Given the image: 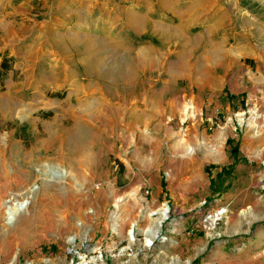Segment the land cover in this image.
I'll return each instance as SVG.
<instances>
[{
  "label": "rangeland",
  "instance_id": "obj_1",
  "mask_svg": "<svg viewBox=\"0 0 264 264\" xmlns=\"http://www.w3.org/2000/svg\"><path fill=\"white\" fill-rule=\"evenodd\" d=\"M89 1L99 89L0 68V264H264V0Z\"/></svg>",
  "mask_w": 264,
  "mask_h": 264
},
{
  "label": "crops",
  "instance_id": "obj_2",
  "mask_svg": "<svg viewBox=\"0 0 264 264\" xmlns=\"http://www.w3.org/2000/svg\"><path fill=\"white\" fill-rule=\"evenodd\" d=\"M4 59L7 70L1 68ZM0 68L9 77L38 69L39 87L73 94L99 89V2L0 0Z\"/></svg>",
  "mask_w": 264,
  "mask_h": 264
},
{
  "label": "bare ground",
  "instance_id": "obj_3",
  "mask_svg": "<svg viewBox=\"0 0 264 264\" xmlns=\"http://www.w3.org/2000/svg\"><path fill=\"white\" fill-rule=\"evenodd\" d=\"M186 64V63H185ZM188 72V71H187ZM77 88V87H76ZM79 88V87H78ZM172 104V103H171ZM173 105V104H172ZM19 107H24V105L23 104H21V103H18V102H1V100H0V109L1 110H3V111H5V113H6V116H11L12 114H13V112L14 111H16V110H18V108ZM171 107V106H170ZM25 109V108H24ZM28 109V108H27ZM192 109V108H191ZM184 111H185V113L186 112H188V106H186V107H184ZM140 121V120H139ZM127 126L128 125H126V126H120V125H118V127H117V130L118 131H121V132H125V129L127 128ZM74 131V133H70V135L68 136V138H70V140H71V142H72V144H73V146H74V151H77L78 150V148L81 146V144H83L84 143V137L80 134V129H79V127L78 126H76L75 127V129L73 130ZM218 145H216V147H215V153H218V154H220V150H221V145H219V143H217ZM214 152L212 153V154H209L208 156H206V157H204V158H206V159H209V158H215V159H217L219 156L218 155H214L215 154ZM70 154V153H69ZM218 161H219V159H218ZM54 175L55 176H58L59 175V173L58 172H55L54 173ZM24 195V194H23ZM15 198V197H14ZM15 211H14V213H15V215H17V214H19L20 213V208H19V206H18V204H16V206H15ZM223 214V213H222ZM221 214V212H219V214L217 215V217L219 216V215H222ZM151 216H153L154 214H150ZM160 215H161V218H159L156 222H155V224L153 225V226H151L150 227V238L151 239H155V238H157L158 237V235H159V233L161 232L160 230H161V226H162V223H163V221H164V219H165V213L163 212V210H160ZM254 215V214H253ZM216 219H212L211 220V222L212 223H214V221H215Z\"/></svg>",
  "mask_w": 264,
  "mask_h": 264
},
{
  "label": "trees",
  "instance_id": "obj_4",
  "mask_svg": "<svg viewBox=\"0 0 264 264\" xmlns=\"http://www.w3.org/2000/svg\"><path fill=\"white\" fill-rule=\"evenodd\" d=\"M1 67H2L3 70H7V69H9V67H10L9 60H8V59H4V60L2 61V63H1ZM227 143H228L229 145H231V144H232V140L229 139V140L227 141ZM233 151H235V153H233V155H234V154H236L237 149H234ZM214 168H216V167H215V166H209V167L206 168V171L210 173V171L213 170ZM220 177H221V175L219 176V178H220ZM213 184L216 185V182L214 181Z\"/></svg>",
  "mask_w": 264,
  "mask_h": 264
},
{
  "label": "built area",
  "instance_id": "obj_5",
  "mask_svg": "<svg viewBox=\"0 0 264 264\" xmlns=\"http://www.w3.org/2000/svg\"><path fill=\"white\" fill-rule=\"evenodd\" d=\"M164 209H165V213H166L165 217L168 220V219H170V216H171V207H170L169 203H166Z\"/></svg>",
  "mask_w": 264,
  "mask_h": 264
}]
</instances>
